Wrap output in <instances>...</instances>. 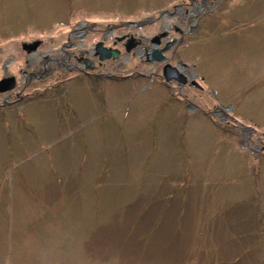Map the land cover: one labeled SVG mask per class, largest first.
<instances>
[{
    "label": "rangeland",
    "instance_id": "obj_1",
    "mask_svg": "<svg viewBox=\"0 0 264 264\" xmlns=\"http://www.w3.org/2000/svg\"><path fill=\"white\" fill-rule=\"evenodd\" d=\"M187 2L0 0V58H63L82 22L135 23L159 41L163 22L150 19ZM205 9L198 35L168 56L198 66L206 108L213 91L235 121L187 117L142 81L63 70L0 114V264H264V0ZM142 60L113 67L128 75Z\"/></svg>",
    "mask_w": 264,
    "mask_h": 264
},
{
    "label": "flooded vegetation",
    "instance_id": "obj_2",
    "mask_svg": "<svg viewBox=\"0 0 264 264\" xmlns=\"http://www.w3.org/2000/svg\"><path fill=\"white\" fill-rule=\"evenodd\" d=\"M213 0H188L187 3H180L174 6L173 11L160 13V19H150L151 26L158 21L163 22L165 32L162 40L148 39L147 41L133 34L134 28L139 24L131 23L129 28L118 26L114 28L93 29L88 23L78 24L67 39V45L60 49L64 53L63 58H53L39 54V49L34 51V56L38 61L31 65L30 61L24 65L21 61V68L16 65L19 63L14 53L5 59L0 58V70L3 77L0 79V114L4 112H21L30 101H34L28 93L29 89L36 84L43 83L45 80L57 79V72L63 70L73 73L82 79L92 81L112 80L115 82H144L142 92H150L152 88L164 89L169 94L172 103L179 104L187 117L202 116L204 118L221 117L223 122L230 123L235 121L233 116L234 108L229 105L217 104V93L211 92L209 95L212 101V108H206L205 96V76L201 73L198 66L188 65L181 60L173 61L170 54L179 46L186 45V40L181 37L196 36L200 31L199 21L202 12L207 11L206 6ZM221 1V0H219ZM213 10V7L208 8ZM127 30V31H126ZM74 42V43H73ZM90 42V47L86 43ZM170 49L165 53L166 61L163 63H149L148 55H152L155 50H162L169 44ZM75 48L79 52H74ZM129 49V51H128ZM23 52H26L22 46ZM54 50V49H52ZM113 51L118 52V58H114ZM21 52V51H17ZM16 52V53H17ZM28 53V51L26 52ZM23 55V53H22ZM109 55L106 60L102 56ZM138 55L142 58L144 71L136 69L128 75L120 73L113 67L124 56L132 57ZM32 66L29 70L26 67ZM166 65H171L176 69L180 79H173L166 82L163 72ZM73 81V80H72ZM59 87H53L52 92L57 94ZM52 99V98H50Z\"/></svg>",
    "mask_w": 264,
    "mask_h": 264
},
{
    "label": "water",
    "instance_id": "obj_3",
    "mask_svg": "<svg viewBox=\"0 0 264 264\" xmlns=\"http://www.w3.org/2000/svg\"><path fill=\"white\" fill-rule=\"evenodd\" d=\"M171 46H172V44L170 43L164 49H162V50H155L152 55H148V61H149V63H154V62L163 63V62H165L166 61L165 53L170 49ZM128 51H129V49H128ZM113 54H114V58L117 59L118 58V52L117 51H113ZM109 57H110L109 55H106V56H102L101 59L102 60H106ZM174 73L175 74H178L177 70L176 69H173L171 67V65H166L165 66L164 72H163V76H164L166 82H170V81H172L175 78L176 79H180Z\"/></svg>",
    "mask_w": 264,
    "mask_h": 264
},
{
    "label": "trees",
    "instance_id": "obj_4",
    "mask_svg": "<svg viewBox=\"0 0 264 264\" xmlns=\"http://www.w3.org/2000/svg\"><path fill=\"white\" fill-rule=\"evenodd\" d=\"M57 94H59L61 96L62 95V91L61 90H58L57 91Z\"/></svg>",
    "mask_w": 264,
    "mask_h": 264
}]
</instances>
